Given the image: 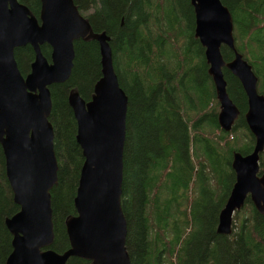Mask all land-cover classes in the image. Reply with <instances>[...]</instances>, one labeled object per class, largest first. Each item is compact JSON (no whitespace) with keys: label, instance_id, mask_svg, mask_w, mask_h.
<instances>
[{"label":"trees","instance_id":"obj_1","mask_svg":"<svg viewBox=\"0 0 264 264\" xmlns=\"http://www.w3.org/2000/svg\"><path fill=\"white\" fill-rule=\"evenodd\" d=\"M18 1L38 17L39 0ZM73 1L93 33L110 38L114 71L128 99L121 208L131 264H264V218L249 197L233 215L231 234L217 233L235 180L233 155L250 154L254 138L245 123L244 90L225 68L226 91L239 116L229 133L218 125L219 105L204 49L194 37L190 0ZM220 1L232 16L237 52L264 95V0ZM41 51L49 59V47ZM221 54L225 63L234 58L224 46ZM14 58L24 76L34 52L26 46L15 50ZM100 77L99 46L88 38L74 43L69 80L50 87L49 121L59 165L50 192L56 253L69 248L65 221L76 216L73 200L83 164L67 96L77 91L89 100ZM18 210L0 147V264L12 250L4 219ZM68 264L89 262L73 258Z\"/></svg>","mask_w":264,"mask_h":264},{"label":"water","instance_id":"obj_2","mask_svg":"<svg viewBox=\"0 0 264 264\" xmlns=\"http://www.w3.org/2000/svg\"><path fill=\"white\" fill-rule=\"evenodd\" d=\"M38 17L18 0H0V147L5 176L18 212L4 219L11 253L4 264H67L79 258L91 264H131L126 249L127 224L121 208L123 155L126 139L127 95L114 71L110 38L93 33L73 0H39ZM194 37L204 49L208 73L219 104L220 129L229 133L239 111L229 98L223 68L240 82L247 98L245 123L254 138L250 154L235 153V180L218 216L217 233L229 236L233 215L249 197L264 218V95L258 77L237 52L233 19L220 0H190ZM98 43L101 77L89 100L75 91L67 102L76 121V143L83 164L73 200L76 216L65 222L69 248L51 249L54 241L51 194L59 170L54 130L49 121L50 87L66 83L74 60V43ZM30 46L34 59L21 75L14 58ZM50 49L49 59L41 51ZM234 58L225 63L221 48ZM261 171V174H260Z\"/></svg>","mask_w":264,"mask_h":264},{"label":"rangeland","instance_id":"obj_3","mask_svg":"<svg viewBox=\"0 0 264 264\" xmlns=\"http://www.w3.org/2000/svg\"><path fill=\"white\" fill-rule=\"evenodd\" d=\"M243 58H244V57H243ZM246 61H247V60H246ZM249 61L251 62L250 59H249ZM247 62H248V61H247ZM259 87H260V84H259V81H258V90L260 91V88H259ZM216 100H217V99H216ZM217 103H218V101H217ZM218 105H219V104H218ZM221 131H222V130H221ZM243 208H244V207H243ZM243 208H242V209H243ZM242 209H241V210H242ZM241 210H240V211H241ZM240 211H239V212H240ZM239 212H238V213H239ZM70 259H73V258H69L68 261H67V264L69 263ZM76 259H77V258H76ZM78 259H79V258H78Z\"/></svg>","mask_w":264,"mask_h":264},{"label":"flooded vegetation","instance_id":"obj_4","mask_svg":"<svg viewBox=\"0 0 264 264\" xmlns=\"http://www.w3.org/2000/svg\"><path fill=\"white\" fill-rule=\"evenodd\" d=\"M89 264H91V263H89Z\"/></svg>","mask_w":264,"mask_h":264}]
</instances>
